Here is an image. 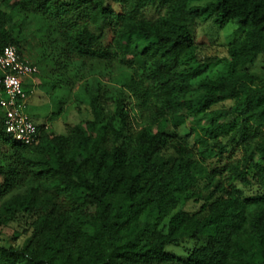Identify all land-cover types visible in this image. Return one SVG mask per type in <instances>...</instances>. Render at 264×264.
<instances>
[{
	"label": "trees",
	"instance_id": "trees-1",
	"mask_svg": "<svg viewBox=\"0 0 264 264\" xmlns=\"http://www.w3.org/2000/svg\"><path fill=\"white\" fill-rule=\"evenodd\" d=\"M193 1L0 0V45L25 58L15 25L31 26V62L62 104L92 76L110 81L86 105L72 100L78 117L63 133L36 124L33 144L6 133L0 108V201L24 188L1 205L0 225L21 223L12 240L28 233L0 244V264H264V134L248 155L232 143L264 129V84L236 69L264 54V0ZM208 11L216 27H241L217 78L205 75L220 61L191 34ZM186 238L204 242L166 252Z\"/></svg>",
	"mask_w": 264,
	"mask_h": 264
},
{
	"label": "rangeland",
	"instance_id": "rangeland-1",
	"mask_svg": "<svg viewBox=\"0 0 264 264\" xmlns=\"http://www.w3.org/2000/svg\"><path fill=\"white\" fill-rule=\"evenodd\" d=\"M207 0L201 1H193L190 5H199L206 9ZM147 16H156L158 14L157 9L154 7H150L147 9ZM22 27L21 30L25 33V50L24 57L35 61V50L37 46V41L34 37L29 34V31L32 30L31 26H19ZM241 27L237 20L230 21L223 28L216 27L213 24V14L208 11L201 16H197L191 24V34L193 36L194 42L198 44L199 51L202 56H212L220 61L214 68L209 70L205 76L211 78H217L220 75H224L228 72L227 63L223 61L225 57V51L228 44L232 42L234 38L240 33ZM246 69L249 73L254 76L255 84H264V54H260L254 63L250 65L238 66L237 70ZM114 77L117 76V69L113 70ZM34 79L37 81V86H35L29 96L27 98V113L32 117V120L35 124L40 126L45 123L47 125L48 132L55 133H63L65 131V126L68 123H72V120L78 117L76 106L74 107L75 102L82 103L86 105L88 103V95L95 92L96 86L98 82L101 80L102 82L109 83V77H103L99 79V77L92 76L88 78V80L82 81L74 86L73 92L69 96L66 97V102L61 103L60 96L63 94V91L58 87H51V77L46 75L44 71L39 70L37 74H35ZM30 77L25 78L27 87L29 85ZM72 100H75L72 101ZM78 104V103H77ZM226 106H231L230 102L225 103ZM78 106V105H77ZM221 106V105H218ZM56 113V115L54 114ZM137 124H134L136 127ZM179 132L184 135L189 132L188 124H184L179 128ZM264 134V129L262 128H253L247 129L245 131V139H242L240 134L235 136V139L232 141L236 155H248L253 150L255 143L260 138L259 136ZM230 137L224 138V142H228ZM194 142L192 136L190 137V142ZM231 149V148H230ZM245 194L254 195L257 193V189L255 187H244ZM24 192V188L19 190H15L11 192L7 197L5 196L0 201V212H2L1 205L13 195L17 193ZM201 203H197L194 201H189L185 206H183L184 210L189 212H197L199 211ZM6 222V221H4ZM2 223L0 225V244L10 245L16 244L20 245L28 233L22 234L17 240L11 239V234L14 230H20L21 223L17 219L10 220L8 222ZM204 239L192 240V239H181L173 242L172 244L166 247V252L171 253L177 256H185L186 252L192 249L196 245H202Z\"/></svg>",
	"mask_w": 264,
	"mask_h": 264
},
{
	"label": "built area",
	"instance_id": "built-area-1",
	"mask_svg": "<svg viewBox=\"0 0 264 264\" xmlns=\"http://www.w3.org/2000/svg\"><path fill=\"white\" fill-rule=\"evenodd\" d=\"M38 67L26 58H21L13 45H0V108L7 134L25 144L38 142L37 125L27 113V98L37 86L34 75ZM31 83L26 87L25 78ZM47 128V125L45 126Z\"/></svg>",
	"mask_w": 264,
	"mask_h": 264
},
{
	"label": "crops",
	"instance_id": "crops-1",
	"mask_svg": "<svg viewBox=\"0 0 264 264\" xmlns=\"http://www.w3.org/2000/svg\"><path fill=\"white\" fill-rule=\"evenodd\" d=\"M26 59H27V58H26ZM28 60H29V59H28ZM29 61H31V60H29ZM28 82H29V84H30V83H31V79H29V81H28Z\"/></svg>",
	"mask_w": 264,
	"mask_h": 264
}]
</instances>
